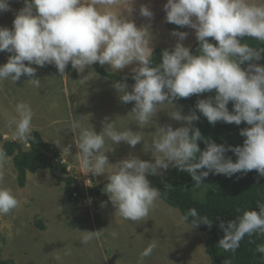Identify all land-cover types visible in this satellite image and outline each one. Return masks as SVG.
<instances>
[{"label":"clouds","instance_id":"obj_1","mask_svg":"<svg viewBox=\"0 0 264 264\" xmlns=\"http://www.w3.org/2000/svg\"><path fill=\"white\" fill-rule=\"evenodd\" d=\"M132 3L133 0H23L24 6L14 12L11 29L0 26V52L11 54L6 63L0 64V81L10 79L14 83L24 76L39 88L37 69L48 65L63 76L69 65L78 73L93 64L108 65L115 72L133 66L131 90L127 76L112 87L120 102H134L131 112L138 125L154 121L160 106H172L169 117L184 124L175 129L169 124L157 125L154 138L145 148L157 154L152 162L131 154L115 164L108 161L105 153L121 142L133 148L143 142V135L137 131H118L107 117L100 132L91 125L72 123L73 129L80 130L76 146L82 169L93 176L111 169L102 191L125 220L140 221L149 216L161 193L151 186L148 177L170 166L189 174L197 187L209 174L231 178L255 170L264 177V65L254 63L262 58L264 48L253 47L244 39L264 42V0H166L165 21L193 29L198 54L182 43L188 32L174 29L170 34L177 42L171 50H162L161 62L155 64L151 24L138 27L129 18ZM125 4L127 7L122 8ZM9 11V0H0V13ZM139 14L149 21L154 16L145 5H141ZM213 91V96L197 100L196 111L213 126L217 122L246 124L239 130L244 138L242 145L226 146L203 137L193 123L200 118L196 112L184 115L173 103ZM230 102L231 111L227 107ZM15 109L19 118L10 121L9 127L14 125L15 139L26 142L31 138L32 109L25 102H18ZM106 140L110 147H106ZM198 141L205 144L204 150ZM63 150L70 155V145ZM227 152L235 155V162L225 155ZM5 160L0 146V165ZM3 179L0 173V182ZM18 206L13 191L0 186V215H8ZM257 207L219 224L223 231L218 241L221 248L234 252L246 236L264 235V205ZM189 217L193 218L190 222ZM181 219L193 227L201 223L211 226L206 217H198L195 208ZM112 236L117 233L113 231ZM91 238L85 237V242ZM157 246L156 241L150 242L141 259L150 256ZM256 251L264 254V243L257 244Z\"/></svg>","mask_w":264,"mask_h":264},{"label":"rangeland","instance_id":"obj_2","mask_svg":"<svg viewBox=\"0 0 264 264\" xmlns=\"http://www.w3.org/2000/svg\"><path fill=\"white\" fill-rule=\"evenodd\" d=\"M9 3L12 11L0 13V26L11 29L14 12L24 5L18 0H9ZM165 3L166 0H133L131 5L133 11L129 18L138 27L151 24L150 31L154 36L153 49L157 47L171 49L175 45L177 38L170 34L174 26L178 31L188 32L187 38L182 43L191 49L197 42L194 30L187 27L180 28L171 23L168 25L169 23L165 21L166 13L163 11ZM141 5L149 7L153 12L151 21L140 16ZM126 7V4L122 5V8ZM8 54L0 52V64L6 63ZM102 67L106 72L119 76L132 75L131 67L133 66H128L119 72L110 69L108 65ZM64 75L59 74L53 65H48L37 69L36 77L41 81L39 88L33 86L31 79L20 78L14 83L10 79L0 81V114L5 113L9 124V121L19 118L15 109L16 104L25 102L30 105L33 112L32 130L40 128L41 132L48 136L56 135L60 129L64 142H74L73 121L78 120L77 122L83 127L91 125L96 132H100L106 115L109 120L115 122V127L119 131L125 130L126 125H129L130 130L143 135V142L138 143L134 148L121 142L114 146L113 151L106 152L110 164H115L130 154L142 160L154 161L157 154L145 151V148L154 138L157 125L169 124L175 129L184 124L183 121H175L169 117L172 106L165 104L158 109L159 112L153 118L154 121L146 126L138 125L134 113L131 112L134 102L128 104L120 102L119 94L112 87L115 81L100 77L93 66L78 73L69 65ZM128 86L130 91L131 85L128 84ZM208 96L211 95L203 93L189 98L196 103L198 99ZM173 103L177 109L182 110V114L192 113L191 109L183 104L177 101ZM102 115L103 118H101ZM123 116L125 119L122 118ZM1 123L3 121L0 117ZM53 146L54 153L51 156L57 154L54 163L60 168L53 174L49 169H43L30 175L28 183L23 188L17 185L16 172L15 169L13 170L11 160L7 161L6 158L0 165V173L4 177L0 186L10 188L19 200V206L16 209L8 215H0L3 260L8 261L9 264H122L117 262L116 258L128 256V246L126 243H116L119 250L113 255L110 243L113 240V231L116 233L124 231L126 236L133 233L139 234L144 239L145 248L154 240L152 234L156 237L162 236V251L156 240L158 245L156 250L164 251L162 264H212L207 250L209 236L192 228L197 234L194 239H191L189 232L185 231L187 224L182 221L179 210L168 205L161 198L155 203L157 209L153 210L145 220L140 221H130L120 217L104 192L99 197H90L86 194L85 197H79L77 200H67L63 194L65 183L59 181V178L71 177L75 184L86 192L106 182L107 174L111 169L106 168V173L99 176L87 174L81 167L80 156L73 160L74 165H71L69 162L72 160L69 161L60 150L58 151L59 148ZM106 147H110V141L106 142ZM20 149L22 152L29 150V148H22L21 145ZM62 168L66 170V173L61 171ZM172 168L170 166L168 170L152 177L163 179L168 176ZM203 183L192 188L195 199H204L206 191L212 189L210 178L207 177ZM102 202L104 207H101ZM154 214L164 217L162 223H159V225L162 224L160 235L158 230L154 232L153 225L149 221ZM176 214H178L176 220L182 221L185 225L182 222H176L171 226L172 219L170 224L166 222ZM38 224L43 225L44 229H40ZM89 235L92 238L85 242V237ZM199 235L202 236L201 250H192L191 244L197 243ZM124 241L126 242L125 238ZM131 241L134 240L130 238ZM187 245L189 250L186 252L184 248L188 249ZM179 256H184L186 259L182 260ZM149 259L153 260L154 256L151 255ZM132 263L136 264L133 261Z\"/></svg>","mask_w":264,"mask_h":264},{"label":"trees","instance_id":"obj_3","mask_svg":"<svg viewBox=\"0 0 264 264\" xmlns=\"http://www.w3.org/2000/svg\"><path fill=\"white\" fill-rule=\"evenodd\" d=\"M18 1L23 4V0ZM168 25H170V23ZM171 29L176 30L175 26ZM208 39L210 42L215 43L212 38ZM244 39L245 42L253 47L264 48V42L258 43L254 39L247 37ZM197 48L198 42L194 43L191 47L194 55L198 54L196 52ZM164 49L166 48L157 47L153 49V64L161 62V52ZM9 55L11 54L9 53L8 56ZM254 63L264 65V53H262V58L259 61H254ZM92 66L102 78L121 81L125 77L115 73H108L99 64H93ZM127 77L126 83L132 85L134 81L131 79V76ZM21 79L29 80L31 78L21 76ZM209 94L213 96L214 91ZM177 102L191 109L192 112H196L200 117L198 121H194L193 123L195 127L199 128L203 137L210 138L217 144L224 143L226 146L243 144L244 138L239 135V130L247 126L243 122L238 126L235 124L217 122L213 126L208 123L205 117L196 111V103L193 100L190 98H182L177 100ZM227 107L229 111L232 110L231 102ZM0 143H2L1 135ZM26 143L29 145V150L27 152L18 151L17 147H20V145L16 143H2L6 157H13L12 162L19 188L25 187L27 173H35L39 170L49 169L51 174H53L60 168L58 164L54 163V158L57 154L51 156V154L54 153L53 147L44 142L37 131H31V138L28 139ZM198 146L201 150L205 148V144L202 141H198ZM225 155L235 162L236 157L233 153L227 152ZM61 171L66 173L64 168H62ZM208 178H210L212 189L206 191L204 199H195L192 195V188L196 186L191 176L186 172H181L173 167L168 176L163 179H154L152 176L148 177L151 186L160 191V198L168 205L178 209L181 215L186 214L189 209L195 208L199 218L206 217L207 220L211 222V226L201 223L195 227H193L191 223H186L209 236L207 250L212 264H264V254L256 251V245L264 243V235L246 236L234 252L225 251L218 245L219 239L223 236V231L219 227L221 222L235 220L243 211L258 210V205H264V177H260L255 170H252L247 174H234L231 178H227L222 174H209ZM58 180L65 183L63 194L67 200L72 199L73 192L77 193L80 197H85L86 194L90 197H99L103 193L102 190L107 183L106 181L85 192L79 186L77 187L71 177H61ZM192 219L193 218L189 217V222ZM38 227L44 229V226L41 224H38ZM209 241L212 242L211 250L208 245ZM1 242L2 240L0 237V264H9L8 261L3 260L1 257Z\"/></svg>","mask_w":264,"mask_h":264},{"label":"crops","instance_id":"obj_4","mask_svg":"<svg viewBox=\"0 0 264 264\" xmlns=\"http://www.w3.org/2000/svg\"><path fill=\"white\" fill-rule=\"evenodd\" d=\"M126 109H128V107H126ZM4 114H5L4 112H2L0 114V117L2 118V121H3V123L0 124V127H1V129H0V135L2 136V143L3 142H13V143H16L18 145H21L22 148H29V145L25 141H20V140L15 139L14 128L9 127L8 118ZM106 117H107V115H106ZM101 118H103V115L101 116ZM122 118L125 119V116H123ZM76 121H78V120H76ZM114 124H115V122H114ZM54 125L56 126L58 124H54ZM127 128H129V125H126V129ZM11 129H12V132H11ZM33 130L37 131L40 134V136H41V138L43 139L44 142L50 144L53 148H54L53 145H55L57 148H59L58 151L60 150L63 153V155L66 156V158L69 161L72 160L69 163L71 165H74L73 164V160L77 159L80 156L79 149L76 146L77 143H78V140H79V131H80L79 129H74V142H68V141L64 142L63 139H62V131L60 129H59V131H58V133L56 135H48V136H47V134L44 135L41 132L40 128L39 129H33ZM117 130L119 131L118 128H117ZM122 130H124V129H122ZM106 142H108V141L106 140ZM69 145H70V155H66L65 152H64V150H63V147L69 146ZM27 151L28 150H26L24 152H27ZM77 154H78V156H76ZM6 158H7V161H8V159H10L11 160V163H13L12 162V158H13L12 156H8ZM13 170H14V168H13ZM39 171H42V170H39ZM39 171H37V172H39ZM37 172H35V173H37ZM35 173H27V175H26V184L28 183V180H29L30 175H33ZM156 202H157V200L155 201V203ZM155 203H154V206H153L152 210L150 211V214L152 213L153 210H156L157 209ZM177 216H178V214H176V216H171L170 217V220H166V222L168 224H170L171 219H172L173 220V223H172L171 226H173L176 222H182L180 220H176V219H178ZM162 219H164L163 215L161 217L160 215L158 216L157 214H154V215L151 216V219L149 220V221H151V223L153 225L154 232H155V230H158V235H160L159 232L161 231V227H162L161 225L162 224L159 225V223H162ZM182 224L185 225L183 222H182ZM185 227H186L185 228V231L189 232V235H190L191 239H194V237H195V235L197 233L194 230H192L193 227H191L190 225L188 226V224H187V226L185 225ZM116 228H117V226H116ZM172 231L174 232V230H172ZM120 233H121V235H120ZM154 235L153 234L151 235L152 236V239H154V241L157 240L159 242V248H161V251H162V244H161V237L162 236L161 237L160 236L156 237ZM165 236H166V238L168 240V236L166 234H165ZM124 238H125L126 242L124 241ZM130 238L133 239L134 241H131L130 242ZM201 238H202V236L199 235L198 236L197 243L191 244V246H192L191 249L192 250H198V249H200V246L202 245V239ZM116 243H126V245L128 246V256H124V258L123 257H117L116 258L115 256H113V257H115L117 259V262H121L122 264H133L132 261L135 262L136 264H162V262L164 261L163 254H162L164 251L161 252L159 250L160 252H158L156 249L151 254V255L154 256V259L153 260H150L149 259V257L151 255L150 256H147V257H144L143 259H141V253L145 249V245H144V239L139 234H137V233H133L130 236H126V234H125L124 231L117 232V236L116 237H113V240L110 243V247L112 249L113 255L116 254L118 252V250H119V246L118 245H115ZM182 244L180 246V249L181 250L183 249L182 248ZM132 246H136V247H133L132 248ZM141 246H143V247H141ZM130 248H132V249L129 252V249ZM187 248H188V245H187ZM184 249L186 250V252L189 250V248L188 249L184 248ZM182 253H185V252H182ZM179 257H181L182 260H185L186 259L184 256H179Z\"/></svg>","mask_w":264,"mask_h":264},{"label":"built area","instance_id":"obj_5","mask_svg":"<svg viewBox=\"0 0 264 264\" xmlns=\"http://www.w3.org/2000/svg\"><path fill=\"white\" fill-rule=\"evenodd\" d=\"M79 197L80 196L77 193L75 192L72 193V200H77Z\"/></svg>","mask_w":264,"mask_h":264},{"label":"water","instance_id":"obj_6","mask_svg":"<svg viewBox=\"0 0 264 264\" xmlns=\"http://www.w3.org/2000/svg\"><path fill=\"white\" fill-rule=\"evenodd\" d=\"M18 151H21L20 147H17ZM22 152V151H21ZM47 161L49 162L48 158H47ZM78 187V186H77ZM209 249L211 250V247H212V242L209 241Z\"/></svg>","mask_w":264,"mask_h":264}]
</instances>
